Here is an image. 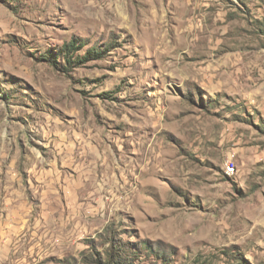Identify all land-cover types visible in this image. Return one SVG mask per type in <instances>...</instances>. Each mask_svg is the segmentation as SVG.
I'll return each instance as SVG.
<instances>
[{"label":"rangeland","instance_id":"374dc122","mask_svg":"<svg viewBox=\"0 0 264 264\" xmlns=\"http://www.w3.org/2000/svg\"><path fill=\"white\" fill-rule=\"evenodd\" d=\"M110 253L264 264V0H0V264Z\"/></svg>","mask_w":264,"mask_h":264},{"label":"trees","instance_id":"16d2710c","mask_svg":"<svg viewBox=\"0 0 264 264\" xmlns=\"http://www.w3.org/2000/svg\"><path fill=\"white\" fill-rule=\"evenodd\" d=\"M82 46L83 42L81 40L72 38L61 46L60 53L65 57L66 62L71 66L73 63H83L90 59L100 58L106 53V49L91 46L86 48L82 55L78 54L75 60H71L70 55H73L76 51L81 49ZM141 246L145 249L143 243H141ZM103 264H133V262L131 256H128L127 254L110 253L109 256L107 255V259L103 260Z\"/></svg>","mask_w":264,"mask_h":264},{"label":"bare ground","instance_id":"6f19581e","mask_svg":"<svg viewBox=\"0 0 264 264\" xmlns=\"http://www.w3.org/2000/svg\"><path fill=\"white\" fill-rule=\"evenodd\" d=\"M4 152H6V150ZM2 157H4V156H2ZM6 160H8V159H6ZM225 168H226V172H228V173L232 174L234 172L232 162H229V167H228V162H226Z\"/></svg>","mask_w":264,"mask_h":264},{"label":"built area","instance_id":"2783aa9c","mask_svg":"<svg viewBox=\"0 0 264 264\" xmlns=\"http://www.w3.org/2000/svg\"><path fill=\"white\" fill-rule=\"evenodd\" d=\"M228 167H229V160H228Z\"/></svg>","mask_w":264,"mask_h":264}]
</instances>
